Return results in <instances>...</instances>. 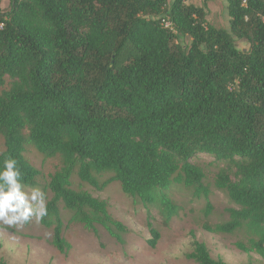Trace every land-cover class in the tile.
<instances>
[{"label":"trees","instance_id":"trees-1","mask_svg":"<svg viewBox=\"0 0 264 264\" xmlns=\"http://www.w3.org/2000/svg\"><path fill=\"white\" fill-rule=\"evenodd\" d=\"M3 1L0 89L10 87L0 93V161L15 158L30 189L42 172L28 148L60 157L41 189L48 215L40 224L61 255L72 249V224L119 242L126 232L105 200L73 188V175L97 191L118 183L167 219L178 212L170 191L182 185L206 199L208 218L211 191L195 159L210 156L224 164L214 185L234 206L227 221L203 228L242 232L247 241L236 247L264 258V0H227L229 30L186 0H9L6 11ZM149 227L155 247L160 234ZM193 238L190 260L229 264Z\"/></svg>","mask_w":264,"mask_h":264},{"label":"rangeland","instance_id":"rangeland-1","mask_svg":"<svg viewBox=\"0 0 264 264\" xmlns=\"http://www.w3.org/2000/svg\"><path fill=\"white\" fill-rule=\"evenodd\" d=\"M173 1L168 0L169 3ZM9 2L4 0L1 9L8 10ZM185 3L188 6L203 7L212 26L230 29L227 0H186ZM237 46L244 50L250 47L244 41H238ZM9 87L10 80L0 89V93ZM3 148V139L0 137V152ZM26 156L42 172L38 180L40 189L62 165L60 157L46 159L33 147L28 148ZM195 162L205 170V183L211 191L209 200L214 212L208 218L204 216L206 199L196 198L193 190L182 185H176L170 191L178 212L167 219L161 208H146L139 201L125 195L118 183L109 185L104 191H97L73 175L71 180L75 190H86L94 197L105 200L112 216L124 224L126 232L122 235L123 242L112 238L101 227L96 235L81 225L72 224L66 229V238L72 249L67 255H61L51 244L52 230L44 228L40 221L33 219L28 224L11 226L0 223L17 233L0 228V257L8 264H196L187 256L193 250L194 234L197 240L206 243L215 259H223L229 264H264L263 257L255 253L246 254L236 247L237 242L247 241L242 232L232 235L215 234L203 228L205 222L217 224L227 221V210L234 204L225 192L214 185L216 175L224 164L215 163L210 156H200ZM108 177L109 175L103 176L101 180ZM51 197L53 195L49 193L48 198ZM62 215L67 222L70 214L63 210ZM149 224L160 234L155 247L149 243L153 239Z\"/></svg>","mask_w":264,"mask_h":264},{"label":"clouds","instance_id":"clouds-1","mask_svg":"<svg viewBox=\"0 0 264 264\" xmlns=\"http://www.w3.org/2000/svg\"><path fill=\"white\" fill-rule=\"evenodd\" d=\"M18 161L6 157L0 161V223L22 225L48 215L46 194L40 188L27 190Z\"/></svg>","mask_w":264,"mask_h":264},{"label":"built area","instance_id":"built-area-1","mask_svg":"<svg viewBox=\"0 0 264 264\" xmlns=\"http://www.w3.org/2000/svg\"><path fill=\"white\" fill-rule=\"evenodd\" d=\"M163 26L166 29H171L172 28V25H171V23L168 20H163Z\"/></svg>","mask_w":264,"mask_h":264}]
</instances>
